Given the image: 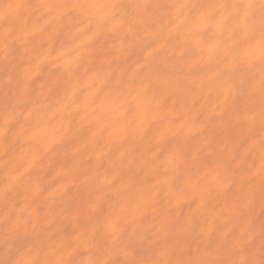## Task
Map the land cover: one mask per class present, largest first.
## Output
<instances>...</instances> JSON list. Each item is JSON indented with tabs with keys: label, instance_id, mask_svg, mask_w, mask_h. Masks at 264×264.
<instances>
[{
	"label": "clouds",
	"instance_id": "9594fccd",
	"mask_svg": "<svg viewBox=\"0 0 264 264\" xmlns=\"http://www.w3.org/2000/svg\"><path fill=\"white\" fill-rule=\"evenodd\" d=\"M0 264H264V0H0Z\"/></svg>",
	"mask_w": 264,
	"mask_h": 264
}]
</instances>
